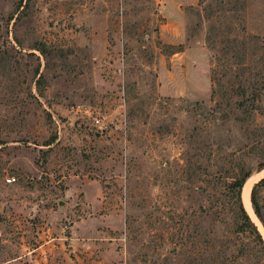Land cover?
Returning a JSON list of instances; mask_svg holds the SVG:
<instances>
[{
    "label": "rangeland",
    "instance_id": "rangeland-1",
    "mask_svg": "<svg viewBox=\"0 0 264 264\" xmlns=\"http://www.w3.org/2000/svg\"><path fill=\"white\" fill-rule=\"evenodd\" d=\"M242 80L264 0H0V264H264L207 182L264 176Z\"/></svg>",
    "mask_w": 264,
    "mask_h": 264
},
{
    "label": "trees",
    "instance_id": "trees-1",
    "mask_svg": "<svg viewBox=\"0 0 264 264\" xmlns=\"http://www.w3.org/2000/svg\"><path fill=\"white\" fill-rule=\"evenodd\" d=\"M36 49L43 53L44 49L41 45H37ZM245 49H238L234 51V58H237L239 63L245 60ZM243 75V71L241 72ZM235 96L240 97L241 100L235 105V109L239 110L244 116L242 121L247 118H256L257 114H263L262 112V91L260 87L246 85L245 81L239 83L234 93ZM219 104L216 102V107ZM264 167V162L257 167V170H261ZM234 173L230 175L217 177V180L221 179V183L218 184L215 181L211 184L212 179H209L208 187L212 191H215L212 195L211 207H224L229 206V210L233 213V220L235 221L236 232L248 236L252 239L255 246H258V252L261 254L264 260V239L257 227V224L252 220L245 206L243 205L241 194L242 187L245 180L250 177L252 169L246 165L233 168ZM212 176V175H211ZM213 177V176H212ZM210 183V185H209ZM264 188V176L253 184L250 191V203L254 215L259 220L264 230V204L260 199V189Z\"/></svg>",
    "mask_w": 264,
    "mask_h": 264
},
{
    "label": "bare ground",
    "instance_id": "bare-ground-1",
    "mask_svg": "<svg viewBox=\"0 0 264 264\" xmlns=\"http://www.w3.org/2000/svg\"><path fill=\"white\" fill-rule=\"evenodd\" d=\"M253 182V176H250L247 181L244 183L243 188H242V201L244 203L245 208L251 212L249 213H253L252 212V208H251V203H250V199H249V194H250V189H251V184Z\"/></svg>",
    "mask_w": 264,
    "mask_h": 264
},
{
    "label": "built area",
    "instance_id": "built-area-1",
    "mask_svg": "<svg viewBox=\"0 0 264 264\" xmlns=\"http://www.w3.org/2000/svg\"><path fill=\"white\" fill-rule=\"evenodd\" d=\"M82 110H83V112L87 113V109H86L85 107H83ZM94 121H95L96 123H98V122H99V119H98V118H95ZM11 180H12V178H8V181H11Z\"/></svg>",
    "mask_w": 264,
    "mask_h": 264
}]
</instances>
